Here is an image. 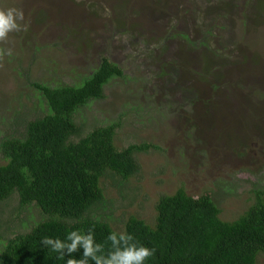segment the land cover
<instances>
[{
    "label": "rangeland",
    "instance_id": "obj_1",
    "mask_svg": "<svg viewBox=\"0 0 264 264\" xmlns=\"http://www.w3.org/2000/svg\"><path fill=\"white\" fill-rule=\"evenodd\" d=\"M10 7L24 19L0 42L12 51L0 56V144L47 113L31 83L79 85L102 58L122 70L76 114L83 135L117 121L116 148L157 147L134 177L99 181L116 232L131 216L153 225L154 204L179 189L210 196L225 222L264 198V0H0ZM18 206L0 204V251L42 219Z\"/></svg>",
    "mask_w": 264,
    "mask_h": 264
},
{
    "label": "trees",
    "instance_id": "obj_2",
    "mask_svg": "<svg viewBox=\"0 0 264 264\" xmlns=\"http://www.w3.org/2000/svg\"><path fill=\"white\" fill-rule=\"evenodd\" d=\"M122 74L121 68L102 58L79 85L31 83L47 113L13 123L22 131L1 142L5 164L0 166V204L15 195L19 210L35 208L42 219L6 242L0 264H66L71 258L67 249L65 259H58V253L41 244L42 238L63 241L71 231L87 235L90 228L95 230L96 242L104 244L105 254L111 250L106 238L115 229L110 225L111 212L104 214L99 181L106 173L120 181L134 177L139 172L137 155L157 147L142 141L116 148L117 121L83 135L76 114L91 101L101 100L104 87ZM255 193L254 204L225 222L210 196L191 197L179 189L154 204L153 225L131 216L122 231L156 249L147 264H256L257 256L264 253V198ZM73 256L81 259L83 248Z\"/></svg>",
    "mask_w": 264,
    "mask_h": 264
},
{
    "label": "clouds",
    "instance_id": "obj_3",
    "mask_svg": "<svg viewBox=\"0 0 264 264\" xmlns=\"http://www.w3.org/2000/svg\"><path fill=\"white\" fill-rule=\"evenodd\" d=\"M23 19V12L18 8L0 10V42L6 41L10 33L20 31ZM2 55L11 56V49H0ZM94 231V228L88 229L87 235L79 230L71 231L63 241L44 237L41 244L58 253L61 260L65 259L64 250L67 249V256L71 258L67 259L66 264H89V261L94 264H147L155 256V248L145 246L127 231L109 233L106 239L111 244V250L105 254L104 244L96 242ZM80 248H83V257L76 259L73 254Z\"/></svg>",
    "mask_w": 264,
    "mask_h": 264
}]
</instances>
